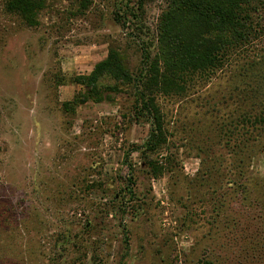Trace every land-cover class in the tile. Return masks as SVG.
I'll list each match as a JSON object with an SVG mask.
<instances>
[{
	"label": "rangeland",
	"instance_id": "374dc122",
	"mask_svg": "<svg viewBox=\"0 0 264 264\" xmlns=\"http://www.w3.org/2000/svg\"><path fill=\"white\" fill-rule=\"evenodd\" d=\"M5 1L0 264H264V135L227 118L237 79L166 71L155 120L121 81L82 100L77 79L110 51L138 69L135 29L114 18L126 1L42 0L33 25ZM167 1L144 0L142 37Z\"/></svg>",
	"mask_w": 264,
	"mask_h": 264
},
{
	"label": "trees",
	"instance_id": "16d2710c",
	"mask_svg": "<svg viewBox=\"0 0 264 264\" xmlns=\"http://www.w3.org/2000/svg\"><path fill=\"white\" fill-rule=\"evenodd\" d=\"M40 1L6 0L5 10L33 25ZM125 1L133 5L116 10L114 18L123 29L127 24L135 29L129 34L138 37V69L128 71L119 55L110 51L88 76L77 79L85 89L82 100H100L121 81L131 86L147 118L155 120L156 106L148 91L151 81L163 93L166 86L158 81L166 71L194 74L224 69L229 84L233 79L238 81L226 99L229 122L239 121L247 133L255 129L256 137L264 135V46L257 47L264 39V0H168L155 24L153 39L142 37L144 0ZM153 46L154 54L150 50ZM105 79L113 80L116 86L105 85ZM159 132V128H151L145 142L149 150L156 147L154 139Z\"/></svg>",
	"mask_w": 264,
	"mask_h": 264
}]
</instances>
